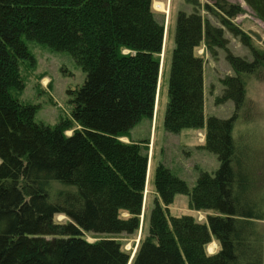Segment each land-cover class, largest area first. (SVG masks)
Masks as SVG:
<instances>
[{"label":"trees","instance_id":"trees-1","mask_svg":"<svg viewBox=\"0 0 264 264\" xmlns=\"http://www.w3.org/2000/svg\"><path fill=\"white\" fill-rule=\"evenodd\" d=\"M242 1L264 23V0ZM202 8L220 26L196 7L177 13L164 125L174 133L204 127L202 147L219 167L213 178L201 174L191 193L168 170L155 187L161 198L189 194L196 208L215 211L199 222L170 213L163 221L155 210L130 260L117 236L139 230L146 160L139 144L120 137L135 119L152 117L156 103L164 25L152 0H0V264H264L262 199L233 137L247 80L264 71V48L233 22L239 4L212 0ZM224 28L252 61L227 49ZM24 38L68 53L85 74L69 91L70 118L54 126L11 95L22 89L21 63L33 59ZM201 44L211 56L226 51L233 74L221 78L215 103L233 102L229 118L204 119ZM212 241L218 249L208 253Z\"/></svg>","mask_w":264,"mask_h":264},{"label":"rangeland","instance_id":"rangeland-1","mask_svg":"<svg viewBox=\"0 0 264 264\" xmlns=\"http://www.w3.org/2000/svg\"><path fill=\"white\" fill-rule=\"evenodd\" d=\"M228 1L239 4L242 9L233 22L248 35L251 30L264 38V23L252 10L242 0ZM154 3H162V9L155 8ZM205 3L211 4L212 0H152V9L164 25L156 103L152 117L142 116L135 119L126 130L127 135L120 137V140L127 144H139L141 156L146 160L145 185L138 210L139 230L130 235L121 233L117 236L123 249L131 254L140 237L152 224L155 210L158 209L163 221V214L170 213L172 216L191 215L199 222H203L208 213L215 211L209 207L196 208L189 194L176 193L166 200L161 198L155 187L157 175L162 172L161 170H168L175 180L183 181L191 193L198 188L201 174L204 173L206 178H213L219 167V160L214 153L197 146L198 142L199 144L204 142L205 133L202 130L204 127L182 129L174 133L167 131L164 125L177 13L183 11L190 14L196 7L212 24L220 26L215 17L203 10L202 6ZM223 33L228 39L227 49L233 55L252 61L250 49L241 43L239 37L233 36L226 28ZM251 38L254 46L264 48L260 41L253 36ZM24 41L33 59L21 63L22 89H12L11 95L22 104L37 106L35 120L54 126L61 120L70 118L69 91L76 90L83 84L85 74L68 53L53 51L45 44L25 38ZM200 48H203L202 45L197 48V53L200 52ZM200 53H203L204 57V119L210 116L229 118L234 111L233 102L229 100L221 104L215 103V98L222 92L221 78L233 74L226 60V51L217 49L216 55L211 56L203 48V52ZM70 133L67 131L66 134ZM192 136L194 140L191 139ZM233 137L236 143L237 138L239 139L243 159L247 160L246 165L254 179L253 190L257 197L262 199L261 211L264 212V71L247 80V103L235 124ZM121 212L123 217L129 214L127 209H121ZM55 219L66 220L63 215H57ZM258 225L264 231V220L258 222ZM87 239L95 240L91 237ZM212 243L213 241L206 246L208 253H214L218 249L217 243Z\"/></svg>","mask_w":264,"mask_h":264},{"label":"water","instance_id":"water-1","mask_svg":"<svg viewBox=\"0 0 264 264\" xmlns=\"http://www.w3.org/2000/svg\"><path fill=\"white\" fill-rule=\"evenodd\" d=\"M249 34L251 36H253L257 41H260L262 43V45L264 46V38H262L260 34L254 32V31H251V30H249ZM135 249H134L133 253L130 256V260L132 259L133 255H134Z\"/></svg>","mask_w":264,"mask_h":264},{"label":"crops","instance_id":"crops-1","mask_svg":"<svg viewBox=\"0 0 264 264\" xmlns=\"http://www.w3.org/2000/svg\"><path fill=\"white\" fill-rule=\"evenodd\" d=\"M202 45V47L205 49V46L203 45V44H201ZM203 48H200L201 50H200V52H203ZM206 51V50H205ZM200 52H198V53H200ZM203 80H204V74H203ZM203 131H204V133H205V130L204 129H202ZM195 132V131H194ZM191 139L192 140H194V138H193V136L191 137ZM198 142V141H197ZM198 145V147L200 146V147H202V144H199V142L197 143ZM196 145V144H195ZM214 242V241H213Z\"/></svg>","mask_w":264,"mask_h":264},{"label":"bare ground","instance_id":"bare-ground-1","mask_svg":"<svg viewBox=\"0 0 264 264\" xmlns=\"http://www.w3.org/2000/svg\"><path fill=\"white\" fill-rule=\"evenodd\" d=\"M153 6L158 9H162V3H154ZM157 10V9H156ZM199 54V53H198ZM203 53H200L202 55ZM214 243V242H213ZM212 243V244H213ZM210 244V243H209ZM216 244V243H215ZM211 250V248H209ZM209 252V251H208ZM211 253V252H210Z\"/></svg>","mask_w":264,"mask_h":264}]
</instances>
